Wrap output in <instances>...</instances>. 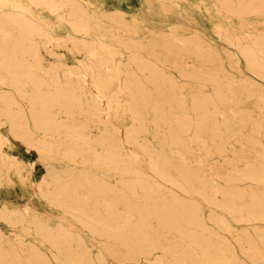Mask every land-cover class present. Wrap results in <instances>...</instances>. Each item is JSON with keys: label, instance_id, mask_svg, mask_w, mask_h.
<instances>
[{"label": "bare ground", "instance_id": "6f19581e", "mask_svg": "<svg viewBox=\"0 0 264 264\" xmlns=\"http://www.w3.org/2000/svg\"><path fill=\"white\" fill-rule=\"evenodd\" d=\"M28 1L66 11L70 34L0 0V264H107L85 234L116 264H264V0H212L233 22L155 29L119 59L96 33L163 20L154 4ZM226 63L249 77L228 75ZM95 118L109 137H86ZM39 133L50 138L44 145ZM10 141L39 153L41 178L3 185L2 153L24 168ZM112 143L113 160L125 163L113 177L103 154ZM85 150L93 153L84 167L58 166ZM196 155L207 156L201 169L188 164ZM42 199L62 212L55 224L42 220Z\"/></svg>", "mask_w": 264, "mask_h": 264}, {"label": "rangeland", "instance_id": "374dc122", "mask_svg": "<svg viewBox=\"0 0 264 264\" xmlns=\"http://www.w3.org/2000/svg\"><path fill=\"white\" fill-rule=\"evenodd\" d=\"M91 3L95 4L97 2H104V1H110V0H87ZM119 2L127 3L128 1L130 3H140L142 9L145 4L152 3L156 7H158L161 12L164 13L165 18L163 20L159 18H144L142 19V22L139 23L136 32H130L126 33L124 31L117 32L114 31L105 25L102 28H100V32H97L96 34H100L101 40L110 45L113 49V51L116 54V58H122L125 55V48L126 46L132 45L134 42H139L143 46L148 44L151 40L154 39L155 33L153 30L158 29L162 30L164 32L170 31L171 27H177L179 28L183 34H190L196 30H201L206 26L212 24H222V25H228L229 23L233 22L231 18L226 16H219L216 14L215 9H213L212 0H174V1H164V0H118ZM12 3L17 5L18 7L22 8L26 15L32 16L35 20H42L47 23H49V30L51 33H58L60 35H69L70 33L67 31V28L62 24V22L65 20L64 17H66V11L61 10L57 14L52 13L48 10L42 9L40 7H37L35 5L30 4L28 0H11ZM138 5V4H136ZM211 22V23H209ZM251 23H260L259 18H251ZM247 31V30H246ZM119 40L118 43H116L115 38ZM218 48L221 52V55L223 56L224 52V46L218 45ZM229 52V49L227 50ZM79 56L83 57L85 56V51H80ZM70 59H72L71 56H69ZM191 66V63L189 64ZM213 65L207 64L205 67L207 68H213ZM172 72H175V69L172 65H169ZM226 68L228 75H236L237 77L243 76L245 78H248V73L245 70L244 67H242V73H237L234 70L231 69V67L228 66L226 63ZM59 83L65 84L66 80L64 78V74L61 72L59 75ZM71 82L76 83L74 80ZM115 82V84H117ZM202 91L206 94H209L211 91L210 85L206 84L202 88ZM183 94H186L187 91L184 89ZM183 97V96H182ZM121 100H125V97H121ZM246 110H250V113L254 116L257 115V109L255 107H252V105L249 103L247 104ZM245 107V105H244ZM149 116H152L151 114ZM82 121H85L84 118H80ZM79 121V120H78ZM80 122V121H79ZM99 122L98 118H95L93 121H91L90 129L88 131H85L86 137L88 135H92L93 137L100 138L101 136L109 137V133L105 131L102 132V130L99 129ZM39 138L42 139L43 145L47 141V139H50L49 137H45L43 133L38 134ZM61 138L57 137V141H59ZM69 139V138H68ZM62 141V140H61ZM7 147L10 149V151L14 155H18V158L22 161L21 165L24 166V168L21 166H17L16 162L10 158L5 153H2L1 157L3 158V185L9 186L11 179H14V182L21 183L22 181L27 182H35L37 179L41 178L47 171L46 166L43 164V162L39 159V153L34 149H27L26 147H21L20 145H17L15 142H8ZM233 145H228L227 149H232ZM236 147V145H234ZM101 152V150H100ZM114 146L108 145L105 147V151H103V154L105 156H108V159H106V164L104 169L105 171H108L109 176L113 177L118 174L122 173L123 170H125V163L123 161H114L113 160V154H114ZM93 151H87L83 153V155L72 159H66L63 160L58 166L63 169H73V168H82L84 165H86L87 162H85L86 159H88L89 156H91ZM229 154V152H228ZM206 157L205 155H196L193 157L190 161H188V164H191L193 166H196L198 168H202L206 163ZM139 170H137V173L139 171L143 172L145 171V164L144 162H139ZM137 173L132 172L131 177H136ZM152 179V178H151ZM42 208H41V218L44 221H50L51 224H55V216L59 215L61 216L62 212L59 210L53 209L51 205H49L45 200H41ZM205 213H209L211 211V207H205ZM216 211V210H215ZM8 233L13 235L15 233H20L21 236L25 241H31L35 244L40 245V243L33 239V236L29 233L22 232L19 228L11 227L7 229ZM221 235L225 232L220 231ZM87 239V245L91 247V250L93 252H102L104 254L105 260L107 264H116L113 258L109 255V252L103 249L101 246L102 243L98 240H95L92 238V236L85 234ZM48 252V250H45ZM132 264H142L141 262H131ZM125 264V263H122Z\"/></svg>", "mask_w": 264, "mask_h": 264}]
</instances>
